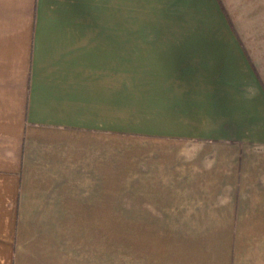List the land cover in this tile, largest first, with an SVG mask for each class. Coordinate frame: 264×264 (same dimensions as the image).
I'll list each match as a JSON object with an SVG mask.
<instances>
[{
	"label": "crops",
	"instance_id": "obj_1",
	"mask_svg": "<svg viewBox=\"0 0 264 264\" xmlns=\"http://www.w3.org/2000/svg\"><path fill=\"white\" fill-rule=\"evenodd\" d=\"M167 3L128 51L126 0H0V264H80L113 205L264 222V0Z\"/></svg>",
	"mask_w": 264,
	"mask_h": 264
},
{
	"label": "rangeland",
	"instance_id": "obj_2",
	"mask_svg": "<svg viewBox=\"0 0 264 264\" xmlns=\"http://www.w3.org/2000/svg\"><path fill=\"white\" fill-rule=\"evenodd\" d=\"M220 1L241 26L249 21V10L262 17V0ZM167 4V0H126L128 51L135 43L151 44L139 38L170 36L176 21L181 20L168 13ZM129 54L128 69L132 72H128V85L134 82V69L141 61ZM171 209L166 213L159 208L154 215L138 216L134 205H113L112 220L94 223L92 237L80 231V264H264V222L197 221L191 218L200 216L177 213L178 207ZM135 217L159 220L127 219Z\"/></svg>",
	"mask_w": 264,
	"mask_h": 264
}]
</instances>
